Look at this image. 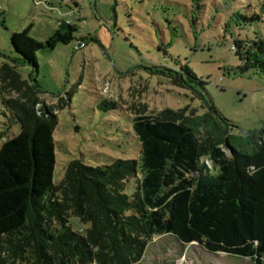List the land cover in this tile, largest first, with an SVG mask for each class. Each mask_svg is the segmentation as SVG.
<instances>
[{
	"label": "rangeland",
	"instance_id": "obj_1",
	"mask_svg": "<svg viewBox=\"0 0 264 264\" xmlns=\"http://www.w3.org/2000/svg\"><path fill=\"white\" fill-rule=\"evenodd\" d=\"M263 5L264 0H0V149L21 132L5 99L33 105L40 115L57 119L56 185L73 160L92 166L117 159L140 164L142 146L133 128L138 112L187 108L203 140L219 135L213 122L201 117L214 106L230 121L223 122L230 133L259 134L264 129V69H244V53L233 50V44L264 41ZM254 13L262 19L244 18ZM67 24L75 39L54 51H39L36 72L14 63L20 59L11 44L15 32L31 27V35L45 41L59 29L67 31ZM5 64L16 65L34 89ZM182 65L197 80L187 78L185 86H176L167 69L180 71ZM202 162L210 173L218 172L211 158ZM136 183L135 177L127 180L126 193L134 194ZM4 257L3 264H25ZM135 264L256 263L211 253L197 243L183 244L169 234L153 238Z\"/></svg>",
	"mask_w": 264,
	"mask_h": 264
},
{
	"label": "trees",
	"instance_id": "obj_2",
	"mask_svg": "<svg viewBox=\"0 0 264 264\" xmlns=\"http://www.w3.org/2000/svg\"><path fill=\"white\" fill-rule=\"evenodd\" d=\"M244 18L261 20L262 14ZM72 30L67 24V31L59 29L45 41L32 36L31 27L15 32L11 44L20 59L14 63L36 72L37 53L71 43ZM233 50L243 51L244 69H264L263 40H236ZM5 67L28 84L16 65ZM167 71L176 86L197 80L188 65ZM5 103L21 132L0 149V264L4 255L25 264H135L153 238L169 234L211 253L263 264L264 129L251 138L230 133L223 125L230 121L210 106L201 117L213 122L219 135L201 140L187 108L138 112L133 128L142 146L140 164L73 160L56 185L57 119L16 99ZM206 156L217 165L216 174L202 162ZM131 177L137 179L134 194L126 193Z\"/></svg>",
	"mask_w": 264,
	"mask_h": 264
},
{
	"label": "built area",
	"instance_id": "obj_3",
	"mask_svg": "<svg viewBox=\"0 0 264 264\" xmlns=\"http://www.w3.org/2000/svg\"><path fill=\"white\" fill-rule=\"evenodd\" d=\"M1 7V6H0ZM70 14L73 13V11L69 12Z\"/></svg>",
	"mask_w": 264,
	"mask_h": 264
}]
</instances>
